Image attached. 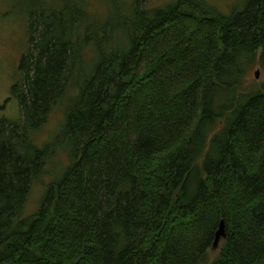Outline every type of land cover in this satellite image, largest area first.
<instances>
[{
    "label": "trees",
    "instance_id": "trees-1",
    "mask_svg": "<svg viewBox=\"0 0 264 264\" xmlns=\"http://www.w3.org/2000/svg\"><path fill=\"white\" fill-rule=\"evenodd\" d=\"M136 1L89 17L30 0L14 87L30 133L0 128V264H264V82H248L264 0ZM64 98L73 163L25 216L50 160L30 134Z\"/></svg>",
    "mask_w": 264,
    "mask_h": 264
},
{
    "label": "rangeland",
    "instance_id": "rangeland-1",
    "mask_svg": "<svg viewBox=\"0 0 264 264\" xmlns=\"http://www.w3.org/2000/svg\"><path fill=\"white\" fill-rule=\"evenodd\" d=\"M86 2L88 5L89 17H105L108 6L112 5L113 0H75ZM132 3L133 0H124ZM144 0L137 2L138 6L144 4ZM177 0H149L145 6L147 9L159 8L163 5L174 3ZM217 9L229 13L231 9L241 0H205ZM30 0H0V128L8 127L14 122H19L20 130L28 127L22 119V109L19 99L15 94L14 87L21 86L24 81V72L21 64L23 57L29 54L31 49V7ZM108 5V6H107ZM83 70V66H82ZM82 70L76 83L82 80ZM259 71V76L255 74ZM261 85L264 82V70L258 66L252 67L248 75V82ZM77 96V94H76ZM77 98H64L48 113V118L44 125L34 132H31L32 142L40 148L50 147V152L44 160L48 162L45 166V174L37 179L31 189L27 204L25 205L24 215L31 216L36 214L42 206L43 197L47 193L48 186L64 176L65 171L72 165L73 156L70 149V140L67 134V107L71 101ZM30 133V132H29ZM28 133V135H29ZM48 156V157H47ZM224 238L221 239L217 247H212L210 257L216 258L222 246Z\"/></svg>",
    "mask_w": 264,
    "mask_h": 264
},
{
    "label": "water",
    "instance_id": "water-1",
    "mask_svg": "<svg viewBox=\"0 0 264 264\" xmlns=\"http://www.w3.org/2000/svg\"><path fill=\"white\" fill-rule=\"evenodd\" d=\"M259 73H260L259 71L256 72V74H255L256 78H258ZM225 237H226V231H225L224 222L222 221L220 223L219 229L216 232L215 241H214L213 246L217 247L219 245V242L221 241V239L225 238Z\"/></svg>",
    "mask_w": 264,
    "mask_h": 264
}]
</instances>
